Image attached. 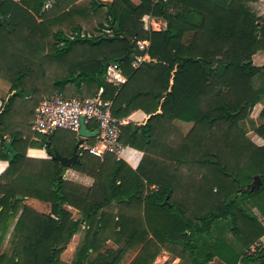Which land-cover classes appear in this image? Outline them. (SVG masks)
I'll list each match as a JSON object with an SVG mask.
<instances>
[{
  "label": "trees",
  "instance_id": "trees-1",
  "mask_svg": "<svg viewBox=\"0 0 264 264\" xmlns=\"http://www.w3.org/2000/svg\"><path fill=\"white\" fill-rule=\"evenodd\" d=\"M48 1L0 0V79L11 84L0 107V160L9 163L0 176V264H66L61 255L83 227L70 264H121L130 252H138L131 264H153L163 250L182 260L192 239L219 221L228 222L243 249L257 245L264 237V146L247 137L244 124L264 101V66L253 62L264 51V19L249 6L259 0H91L89 10L104 18L99 29L107 31L97 37L82 36L79 25L70 27L72 37L62 29L86 17L87 6L53 15L61 7L45 9ZM147 16L164 19L167 28L144 29ZM120 34L150 43L137 67L134 54L122 60L131 47ZM110 66L127 78L121 88L107 81ZM57 93L112 101L118 119L147 112L139 130L122 129L121 142L144 154L137 170L114 155L100 159L82 149L80 164L70 168L28 158L29 147L73 155L76 136L59 148L53 135L31 130L44 95ZM259 118V126L250 123L264 138V109ZM176 121L193 127L185 135ZM8 138L13 161L4 148ZM69 169L92 178V187L65 180ZM256 177L262 187L248 190ZM26 199L48 204L50 213L23 206ZM111 240L121 247L104 249ZM212 258L183 259L208 264ZM252 261L264 264V248L241 259Z\"/></svg>",
  "mask_w": 264,
  "mask_h": 264
},
{
  "label": "crops",
  "instance_id": "crops-1",
  "mask_svg": "<svg viewBox=\"0 0 264 264\" xmlns=\"http://www.w3.org/2000/svg\"><path fill=\"white\" fill-rule=\"evenodd\" d=\"M17 3H20L22 0H13ZM91 0H49L48 3L46 4L45 9H54V7L57 5L58 3L60 5V11L62 10V12H64L65 10L68 11L69 7H71L72 5H84L87 6V16H80V17H75L74 22L79 25L82 28L81 34L82 36H90V37H97V36H101L102 34L107 33L106 30H102L100 31V29L97 27H99L100 23H104V18L101 17H94L93 13L91 12V10H89V2ZM134 5H139L140 4V0H130ZM104 3H112V0H103ZM84 3V4H83ZM259 5L260 8L263 9L261 16H264V0H259L256 3H250L249 6L250 8L253 9L254 6ZM255 8V7H254ZM65 9V10H64ZM57 10V11H58ZM64 10V11H63ZM106 11V9L102 10V14H104ZM58 13V12H57ZM100 16V15H99ZM1 18V17H0ZM144 29L150 31H163L167 28V22L164 19H160V18H156L153 16H147L144 18ZM87 28H93V32L90 33L89 31H87ZM77 33H70L67 36H75ZM192 33H189L186 36V42H189V37L192 36ZM140 46H142L143 48H145L146 50H148L150 43L149 42H139ZM253 62L255 66L261 67L264 66V51L259 52L258 54H256L253 58ZM11 89V84L3 79H0V107L2 106V99L6 98L9 91ZM154 107V105H146V108H148L149 110H152V108ZM256 110H255V114L253 115L252 118H254L256 120V118L260 117V113L262 111V108L264 109V101L262 103H260L259 105L256 106ZM147 112H145L143 109L137 110L135 112H133L128 118L129 120V125H134L135 128L136 126H138V129H140V127L144 124L146 118H147ZM260 119V118H259ZM260 121L262 122V120L260 119ZM256 123V121H254ZM263 123V122H262ZM261 123V124H262ZM93 129H89L90 131H97V125L95 123H91L89 124ZM174 127L180 131L181 133L187 135L192 127L193 124L190 123H184L181 121H176L174 124ZM257 126H259L256 123ZM253 130H250V128H246V132L247 135L250 134ZM62 132H68L69 134H72L73 136L75 135L78 139V135H76L73 132L70 131H58L53 135V142L55 143V145L59 148H63L64 144L62 141H60V137L59 135ZM37 135V134H36ZM260 140H262L264 142V138H260L258 137ZM11 139H7V141H10ZM90 140V139H89ZM89 140H85V143L83 144L84 146H91V142ZM33 141H39L38 138L36 136H34ZM95 143H97V140L95 139ZM96 145V144H95ZM123 152H122V157L121 160L126 162L128 164V166H130L133 170H137V168L140 166L144 154L138 150L133 149L130 146H125L123 143ZM264 146V145H262ZM14 147V144H13ZM164 147V146H161ZM15 150V147H14ZM81 150V147H80ZM27 157L31 158V159H37V160H48L50 159L49 153L46 150V148H34V147H29L27 149ZM9 167V163L7 161H1L0 160V176L7 170V168ZM65 178L70 180L73 183H76L78 185L81 186H85V187H92L94 180L88 176H85L73 169H69L66 171V175ZM28 202H32V204L34 206H40L42 205V202H39L37 200H33V199H26L25 203ZM69 211L76 212L74 211L72 208H68ZM79 215V214H78ZM80 217V216H79ZM78 219V218H77ZM264 224V222H263ZM70 245V244H69ZM264 248V237L260 240V242L253 246L251 249L246 250L243 249L238 242L235 240V238L233 237V235L230 232V227L227 223L223 222V221H219L217 222L212 231L208 234H206L203 237L200 236H195L192 239V247L190 251H188V254L186 253H182V257L184 259H187V256H191L194 257L195 259H200L201 258H206L207 256H212L213 258L211 259V261L208 264H261L260 262L256 261H252V262H241V259L244 255L250 256L252 257L259 249H263ZM136 256V255H135ZM132 257V259L130 261H128V264L131 263V261L135 258ZM182 258V264H192L191 262H187ZM190 258V257H189ZM169 260H173L175 262H177L176 264H178L180 261V259L175 256L174 254H172V252H170L169 250H163L158 258H157V264H165L167 263Z\"/></svg>",
  "mask_w": 264,
  "mask_h": 264
},
{
  "label": "built area",
  "instance_id": "built-area-1",
  "mask_svg": "<svg viewBox=\"0 0 264 264\" xmlns=\"http://www.w3.org/2000/svg\"><path fill=\"white\" fill-rule=\"evenodd\" d=\"M140 49L146 50L142 46ZM141 59L134 64L135 67ZM106 79L118 88L127 82V78L115 66L108 68ZM82 119L86 126L97 124L99 134L96 145H82L81 149L100 159L111 154L121 160L124 150L121 142L122 129L129 125V120L118 119L113 115L112 101H103L100 97L70 99L63 93L54 94L44 98L37 106L31 130L45 136L54 135L58 131H70L79 136Z\"/></svg>",
  "mask_w": 264,
  "mask_h": 264
},
{
  "label": "rangeland",
  "instance_id": "rangeland-1",
  "mask_svg": "<svg viewBox=\"0 0 264 264\" xmlns=\"http://www.w3.org/2000/svg\"><path fill=\"white\" fill-rule=\"evenodd\" d=\"M84 4V3H83ZM255 7V8H254ZM253 7V9H252V11L258 16V17H260V18H263L264 19V16H261V13H262V11H263V9L262 8H260L259 7V5H257V6H254ZM55 9H57V8H55ZM49 10V9H48ZM58 10V9H57ZM53 12V11H52ZM57 12H59V10L58 11H55L54 13H53V15H56V14H59V13H57ZM145 21V20H144ZM73 23L74 24H65L63 27H62V29H63V31L65 32V34L66 35H69L70 33H72V28L75 26V25H77L74 21H73ZM145 23V22H144ZM70 27H72V28H70ZM99 27H97V29H98ZM87 31H89L90 33H92L93 32V28H87ZM109 35H112V34H109ZM190 38H191V36L189 37V40H190ZM48 69L49 70H53L54 68L53 67H51V66H48ZM51 95H49V94H46V95H44V97L43 98H46V97H50ZM256 108L257 107H255L254 109H253V111L251 112V116H250V120H248L247 122H245V126H244V129H246V128H250V130H252L254 127H252V125H251V123H250V121H256V123L259 125V124H261L262 122L260 121V119L259 118H256V120L254 119V118H252L253 117V115L255 114V110H256ZM262 110H263V108H262ZM59 137H60V141H62L63 142V144H64V142L65 141H67V142H69L70 140H72L74 137H75V135L73 136L72 134H69L68 132H62L60 135H59ZM247 137L253 142V143H255L256 145H258V146H262V145H264V142L262 141V140H260L259 138H258V136L254 133V131H252L250 134H248L247 135ZM65 175H66V173H65ZM64 179L65 180H68V179H66L65 178V176H64ZM70 181V180H69ZM23 200H24V198H23ZM26 201H24V204H23V206H29V207H31V208H33L35 211H37V212H39V213H43V214H49L50 213V206L48 205V204H45V203H42V205H40V206H34L33 204H32V202H28V203H25ZM74 210V209H73ZM74 211H76V210H74ZM20 213H21V211H20ZM20 213H19V215H20ZM19 215H18V217H19ZM73 216H74V218L75 219H77V218H79V215H78V212L76 211V212H73ZM17 221V220H16ZM225 223H227L228 224V222L227 221H224ZM14 225L15 224H13V226H12V228L10 229V234L8 235V237H7V239H6V241H5V243H4V247H3V251L8 247V243H9V239H10V235H11V233L13 232V229H14ZM229 225V224H228ZM84 228L85 227H83L81 230H80V232L76 235V236H74V238L72 239V241H71V243H70V245H68L67 246V248L65 249V251L62 253V255H61V260L64 262V263H66V264H70L72 261H73V259H74V257H75V253H76V249H77V247H78V245H79V243L81 242V240H82V238H83V236H84ZM105 247H104V249H109V248H111V249H119L121 246L120 245H118L117 243H115L113 240H111V241H109V242H107V244H105L104 245ZM137 253L138 252H130V253H128L126 256H125V258L123 259V261H122V263L121 264H128V261H130L131 259H132V257H134L135 255L137 256ZM135 256V257H136ZM158 258V257H157ZM157 258H156V260H157ZM135 259V258H134ZM133 259V260H134ZM132 260V261H133ZM155 260V262L153 263V264H157V263H159V262H157ZM131 261V262H132ZM179 263L178 264H182V260H180V261H178ZM177 262H175V261H173V260H169L167 263H165V264H176ZM131 264V263H130Z\"/></svg>",
  "mask_w": 264,
  "mask_h": 264
},
{
  "label": "water",
  "instance_id": "water-1",
  "mask_svg": "<svg viewBox=\"0 0 264 264\" xmlns=\"http://www.w3.org/2000/svg\"><path fill=\"white\" fill-rule=\"evenodd\" d=\"M3 21L0 18V26L2 25ZM122 39L127 40L130 43V51L125 55L122 60H126L131 54L136 55L138 58H144L146 56L147 50L140 49L139 43L136 41L135 37H130L128 35L120 34ZM138 126H136V130ZM99 134V131H90L88 130L87 126L84 124V119L81 122V131L79 133V141L74 147L73 155L71 157L63 156L58 151H55L53 154H49L50 158L54 161L59 162L62 166L70 168L74 164H80V147L85 143V140L89 139H96ZM14 141H6L4 143V148L6 154H11V161H13L17 153L13 147ZM263 182L260 177H256L254 182L248 187V190L254 191L262 187ZM19 200H23V197H18Z\"/></svg>",
  "mask_w": 264,
  "mask_h": 264
}]
</instances>
